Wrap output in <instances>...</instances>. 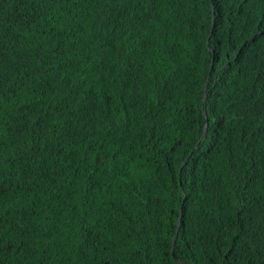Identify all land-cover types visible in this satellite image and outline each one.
<instances>
[{
  "label": "trees",
  "instance_id": "trees-1",
  "mask_svg": "<svg viewBox=\"0 0 264 264\" xmlns=\"http://www.w3.org/2000/svg\"><path fill=\"white\" fill-rule=\"evenodd\" d=\"M0 264H264V0H0Z\"/></svg>",
  "mask_w": 264,
  "mask_h": 264
},
{
  "label": "water",
  "instance_id": "water-1",
  "mask_svg": "<svg viewBox=\"0 0 264 264\" xmlns=\"http://www.w3.org/2000/svg\"><path fill=\"white\" fill-rule=\"evenodd\" d=\"M205 129H206V126H205Z\"/></svg>",
  "mask_w": 264,
  "mask_h": 264
}]
</instances>
